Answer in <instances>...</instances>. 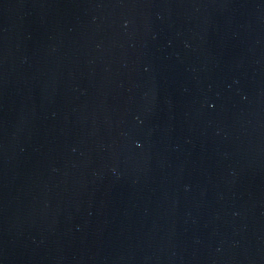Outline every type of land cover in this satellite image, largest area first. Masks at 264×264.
Segmentation results:
<instances>
[{
  "label": "water",
  "instance_id": "obj_1",
  "mask_svg": "<svg viewBox=\"0 0 264 264\" xmlns=\"http://www.w3.org/2000/svg\"><path fill=\"white\" fill-rule=\"evenodd\" d=\"M0 264H264V0H0Z\"/></svg>",
  "mask_w": 264,
  "mask_h": 264
}]
</instances>
